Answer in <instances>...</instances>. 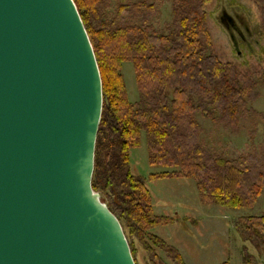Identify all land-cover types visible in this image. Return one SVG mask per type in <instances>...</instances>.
<instances>
[{
  "label": "trees",
  "instance_id": "obj_1",
  "mask_svg": "<svg viewBox=\"0 0 264 264\" xmlns=\"http://www.w3.org/2000/svg\"><path fill=\"white\" fill-rule=\"evenodd\" d=\"M211 1L170 0V18L159 28V10L149 0H73L102 81L91 186L121 224L135 264H184L155 232L173 219L154 212L146 181L191 179L203 204L232 210L252 207L263 190V129L251 163L246 155L226 158L201 138L199 118L234 132L242 121L256 127L259 114L251 105L264 90V67L248 75L216 55L207 26ZM253 1L264 25V0ZM124 62L134 69V103L121 72ZM142 133L148 164L162 169L148 177L133 173L130 162ZM248 134L252 140L254 130ZM240 232L264 255V216L241 217ZM242 264L264 261L246 254Z\"/></svg>",
  "mask_w": 264,
  "mask_h": 264
},
{
  "label": "water",
  "instance_id": "obj_2",
  "mask_svg": "<svg viewBox=\"0 0 264 264\" xmlns=\"http://www.w3.org/2000/svg\"><path fill=\"white\" fill-rule=\"evenodd\" d=\"M102 103L73 0H0V264H135L91 186Z\"/></svg>",
  "mask_w": 264,
  "mask_h": 264
},
{
  "label": "rangeland",
  "instance_id": "obj_3",
  "mask_svg": "<svg viewBox=\"0 0 264 264\" xmlns=\"http://www.w3.org/2000/svg\"><path fill=\"white\" fill-rule=\"evenodd\" d=\"M149 1L159 10L156 23L162 28L163 22L170 18V0ZM206 11L208 30L219 60L234 64L248 75L264 67V25L253 0H212ZM222 12L233 21L232 25H227L229 31L221 22ZM121 72L128 99L134 103L138 100V91L132 63L124 62ZM259 92L260 98L251 105L259 114L255 116L256 127L242 121L238 131L234 132L199 118L203 128L201 138L210 148L226 158L246 155L250 163L254 161L264 130V119H261L264 117V90ZM251 130H254L252 140L248 134ZM130 162L132 172L140 176L148 177L162 170L148 164L144 133L141 134V145L130 152ZM146 182L154 212L173 219L155 232L180 253L184 264H242L246 254L264 261V255L259 254L251 242L245 241L240 232L241 217L264 216V186L252 207L232 210L203 204L191 179L163 178ZM144 261L147 262V258ZM165 262L172 264L167 259ZM140 263L144 264L141 259Z\"/></svg>",
  "mask_w": 264,
  "mask_h": 264
},
{
  "label": "flooded vegetation",
  "instance_id": "obj_4",
  "mask_svg": "<svg viewBox=\"0 0 264 264\" xmlns=\"http://www.w3.org/2000/svg\"><path fill=\"white\" fill-rule=\"evenodd\" d=\"M225 14H226L225 12H222V20H224V23H226L227 25H232L233 21H232L231 17L229 18V16H228V18H226ZM226 30L229 31L228 29H226ZM229 34H231V36H232V33L229 32ZM231 39H233V38H231Z\"/></svg>",
  "mask_w": 264,
  "mask_h": 264
}]
</instances>
